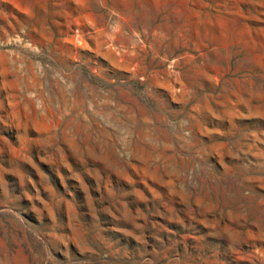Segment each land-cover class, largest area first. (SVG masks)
<instances>
[{"label":"rangeland","instance_id":"374dc122","mask_svg":"<svg viewBox=\"0 0 264 264\" xmlns=\"http://www.w3.org/2000/svg\"><path fill=\"white\" fill-rule=\"evenodd\" d=\"M0 264H264V0H0Z\"/></svg>","mask_w":264,"mask_h":264}]
</instances>
